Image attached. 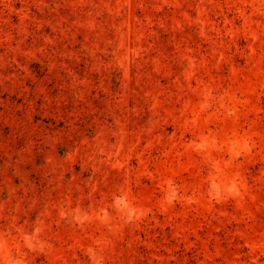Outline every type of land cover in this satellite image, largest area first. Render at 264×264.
<instances>
[{"label":"rangeland","instance_id":"obj_1","mask_svg":"<svg viewBox=\"0 0 264 264\" xmlns=\"http://www.w3.org/2000/svg\"><path fill=\"white\" fill-rule=\"evenodd\" d=\"M0 264H264V0H0Z\"/></svg>","mask_w":264,"mask_h":264}]
</instances>
